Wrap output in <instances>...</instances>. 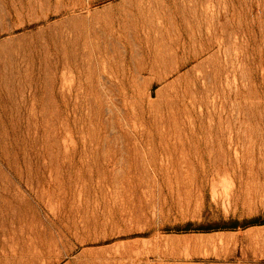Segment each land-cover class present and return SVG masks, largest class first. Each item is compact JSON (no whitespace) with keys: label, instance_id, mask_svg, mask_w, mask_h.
Returning <instances> with one entry per match:
<instances>
[{"label":"rangeland","instance_id":"1","mask_svg":"<svg viewBox=\"0 0 264 264\" xmlns=\"http://www.w3.org/2000/svg\"><path fill=\"white\" fill-rule=\"evenodd\" d=\"M254 219L264 0H0V264H247L174 230Z\"/></svg>","mask_w":264,"mask_h":264},{"label":"trees","instance_id":"2","mask_svg":"<svg viewBox=\"0 0 264 264\" xmlns=\"http://www.w3.org/2000/svg\"><path fill=\"white\" fill-rule=\"evenodd\" d=\"M262 225H264V220L261 221L259 219L246 221L243 224H240L238 221L219 222V223H212V224H206L200 226H194L193 224L189 223L186 226H184V228L182 229L177 228L176 230H174V232L176 234H189V233L210 234V233H218V232H234L237 231L238 229H247L250 227L262 226Z\"/></svg>","mask_w":264,"mask_h":264},{"label":"crops","instance_id":"3","mask_svg":"<svg viewBox=\"0 0 264 264\" xmlns=\"http://www.w3.org/2000/svg\"><path fill=\"white\" fill-rule=\"evenodd\" d=\"M239 230H243L244 233H246V232H258V231L262 232V231H264V225L250 227V228H247V229H239ZM234 232H237V231H234ZM220 233H222V232H220ZM257 245H259V244H257ZM257 260H259V263H258ZM262 260H264V252H261V251L258 250L256 252L255 256H254V261H252V263H247V264H264V263H260Z\"/></svg>","mask_w":264,"mask_h":264}]
</instances>
